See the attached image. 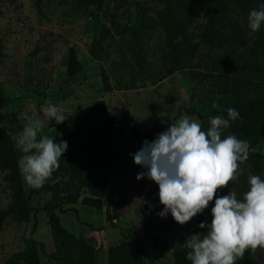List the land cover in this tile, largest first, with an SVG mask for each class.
<instances>
[{
	"label": "rangeland",
	"instance_id": "1",
	"mask_svg": "<svg viewBox=\"0 0 264 264\" xmlns=\"http://www.w3.org/2000/svg\"><path fill=\"white\" fill-rule=\"evenodd\" d=\"M138 6H143L148 15L157 17L156 12L163 4L159 0H105L103 7L97 9L93 5L81 7L76 0H41L38 9L35 0H0L3 46L0 81L9 99L0 103V111L18 116L25 112L30 119H44L45 127L38 138L48 136L59 143L66 141L79 119L97 100H103L116 152L115 167L109 173L110 183L116 189L111 201L104 195L105 203L97 209L81 203L88 195L85 188L65 191L63 206L69 210L62 213L58 209H45L57 201L52 192L30 193V204L40 210L29 223L13 218L5 220L0 229V264L24 247V238L34 221L40 260L42 264H55L51 254L61 256L64 250L54 241L50 230L49 215L52 212L63 227L96 250L95 264H109V247L122 242L125 245L119 250L114 264L132 261L138 264L170 263L172 250L187 248L185 240L191 234L206 231L198 228V224L211 222L214 200L184 225L175 222L170 213L166 217L158 216L163 208L157 194L158 186L146 176L136 179L138 172L147 169L134 164L129 154L135 153L145 139L153 140L157 133L184 116L198 120L202 126V120L212 113L208 84H198L196 79L189 80L188 77L210 67L212 57L230 53L231 49L228 46L209 48L200 43L192 67L171 71V66L165 64V55L181 37L167 35L161 26L131 31L129 28L136 21ZM248 15L237 14L233 5L228 12L230 19L242 22H247ZM204 21L201 16L189 27L193 41L200 39ZM245 27V45L233 50L248 59V50L254 44L256 33L247 23ZM104 28L110 29L105 36L101 33ZM123 28L128 30L123 34L116 32ZM96 39L99 46L93 55L91 49ZM71 47L76 50L82 65L81 72L74 78L66 76ZM257 61L264 66V49L258 52ZM49 102L58 111L65 112L67 119L63 123L57 124L54 119L44 117L42 108ZM164 117L169 121L162 120ZM156 121L159 129L155 134ZM28 122L22 119L23 126ZM1 125L13 136L19 161L23 153L16 147L13 128L9 122ZM252 150L264 153V144ZM240 172L237 180L218 189L216 195H227L230 184L234 191L240 187L249 189L250 174L264 180V168L256 169L248 159L240 165ZM6 173L7 170L0 168V209L12 201L13 186L5 179ZM20 177L23 188L29 193L32 187L27 185L21 173ZM107 211L114 217L112 224L106 219ZM170 219L173 225L165 229ZM122 252L129 256V261L123 260ZM236 264H264V248L258 247L252 252L249 261L242 258Z\"/></svg>",
	"mask_w": 264,
	"mask_h": 264
},
{
	"label": "trees",
	"instance_id": "2",
	"mask_svg": "<svg viewBox=\"0 0 264 264\" xmlns=\"http://www.w3.org/2000/svg\"><path fill=\"white\" fill-rule=\"evenodd\" d=\"M163 4L157 10V17L147 14L143 6H138L136 21L129 29L131 31H147L161 26L167 35H177L181 40L171 45L169 52L165 55V64L171 66V71L183 67H192L193 58L196 56L198 46L203 43L209 48L230 47V53L211 58L210 67L195 71L189 80L196 79L198 84L207 83L211 95V105L215 102L218 107H212V113L207 119L202 120V130L210 127V118L217 115L227 117V109L235 108L241 121H230V126L225 129L222 138L229 134L238 139L249 142V157L256 169L264 168V153L252 150L264 144V66L257 61L258 52L264 49V26L256 31L253 46L249 47L248 59L233 49L245 45L247 32L246 23L237 19H230L228 12L232 5L237 14L250 13L252 9H258V5L264 0H159ZM81 7L90 5L101 9L105 0H76ZM40 8L41 0H35ZM1 13V12H0ZM203 16L205 21L199 32L200 39L193 41L189 27ZM128 30V29H127ZM126 28L117 29L116 32L123 34ZM102 35L110 31L109 28L101 30ZM99 40L93 41L91 52L96 54ZM3 56V46L0 39V62ZM66 67V76L74 78L82 70V65L76 56V50L69 48ZM9 101L5 95V88L0 81V103ZM188 111V110H187ZM10 113L0 111V168L7 170L5 179L13 186L11 203L0 209V229L7 218L17 221L31 222L40 208L30 204V193L50 191L57 198L45 209H58L64 213L68 208L63 206L65 191L85 188L88 195L83 197L81 203L101 209L105 203L103 196L106 195L111 201L116 193L115 187L110 183L109 173L114 170L116 152L111 141L112 127L103 100H97L90 109L79 119L71 134L66 139L68 148L60 160L59 169L53 173L52 179L61 177L58 183L47 181L42 187L31 188L26 193L23 188L17 159V151L12 134L1 125L9 122L15 136L23 130L22 119ZM169 121V118H162ZM175 121V120H173ZM159 129L158 121L155 122V134ZM63 163V164H62ZM70 178L67 182L63 176ZM233 190L232 184L229 190ZM248 189L240 187L235 190L237 199H243V194ZM74 210V209H73ZM75 211V210H74ZM114 217L107 211L106 219L112 224ZM173 221L167 220L165 229L170 228ZM49 226L54 241L62 246L64 254L59 256L52 253L51 258L55 264H95L96 250L87 244L81 237H76L62 226L58 216L52 212L49 215ZM36 221L32 223L29 233L24 238V247L11 253L3 264H42L39 256V243L34 237ZM98 229H102L99 227ZM134 239L133 236H126ZM137 244L140 240H136ZM125 242L108 249L109 264H114L118 259L119 250ZM190 250L187 248L174 249L171 252V264H191L186 259ZM123 260L129 256L122 252ZM252 251H245L243 260L249 261ZM129 261V260H128ZM169 262L166 264H170ZM129 264H138L132 261Z\"/></svg>",
	"mask_w": 264,
	"mask_h": 264
},
{
	"label": "clouds",
	"instance_id": "3",
	"mask_svg": "<svg viewBox=\"0 0 264 264\" xmlns=\"http://www.w3.org/2000/svg\"><path fill=\"white\" fill-rule=\"evenodd\" d=\"M247 24L253 32L264 26V2L250 11ZM212 107L218 105L214 102ZM42 112L57 124L67 119L65 112L58 111L50 102ZM227 117H211L210 127L205 131L198 120L184 116L157 133L153 140L145 139L135 153L129 154L134 164L147 169L138 172L136 179L146 176L158 186L159 202L163 205L158 216L170 213L175 222L184 225L214 200L211 222L198 224V228L206 231L191 234L185 240L190 249L186 259L191 264H236L247 249L255 252L258 247L264 248V180L250 174L249 189L242 200L231 189L227 195H216L218 189L237 180L240 165L249 157L248 141L233 134L222 138L230 121L243 122L235 108L227 109ZM18 118L29 121L15 137L16 147L23 153L18 167L24 181L35 189L49 180L58 183L61 177H52L68 148L67 141L57 143L48 136L38 138L45 127L44 119H30L25 112ZM62 178L67 182L70 177Z\"/></svg>",
	"mask_w": 264,
	"mask_h": 264
}]
</instances>
